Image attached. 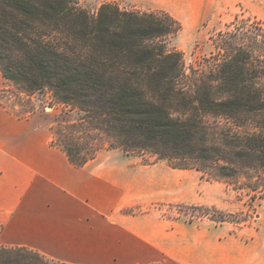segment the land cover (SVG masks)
I'll return each mask as SVG.
<instances>
[{
  "label": "trees",
  "instance_id": "1",
  "mask_svg": "<svg viewBox=\"0 0 264 264\" xmlns=\"http://www.w3.org/2000/svg\"><path fill=\"white\" fill-rule=\"evenodd\" d=\"M180 22L166 10L81 0H0V104L18 117L51 95L81 115L51 125L76 166L102 149L197 168L264 199V20L238 17L188 65L166 39ZM215 219L214 215H205ZM0 264H69L0 244Z\"/></svg>",
  "mask_w": 264,
  "mask_h": 264
},
{
  "label": "crops",
  "instance_id": "2",
  "mask_svg": "<svg viewBox=\"0 0 264 264\" xmlns=\"http://www.w3.org/2000/svg\"><path fill=\"white\" fill-rule=\"evenodd\" d=\"M143 170L96 157L76 166L45 120L0 104V244L69 264H264V227L229 232L128 211Z\"/></svg>",
  "mask_w": 264,
  "mask_h": 264
},
{
  "label": "rangeland",
  "instance_id": "3",
  "mask_svg": "<svg viewBox=\"0 0 264 264\" xmlns=\"http://www.w3.org/2000/svg\"><path fill=\"white\" fill-rule=\"evenodd\" d=\"M109 1L124 8L171 13L180 22V29L166 39L167 45L183 51L188 65L209 56L214 51L212 37L236 18L256 16L264 20V0H81V5L94 13ZM0 83V88L10 86L1 74ZM34 100L37 117L49 126L74 121L81 115L79 110L61 103L50 106L48 91L37 93ZM102 165L146 168L133 176V206L128 210L133 214L181 218L199 227L221 225L229 232L264 227V199L254 198V192L240 183L217 181L197 168H174L167 160L153 162L122 150H100L96 166ZM207 213L216 220L205 216Z\"/></svg>",
  "mask_w": 264,
  "mask_h": 264
}]
</instances>
